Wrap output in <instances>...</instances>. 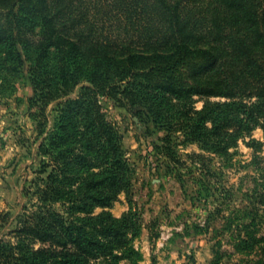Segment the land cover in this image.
<instances>
[{
	"label": "trees",
	"instance_id": "obj_1",
	"mask_svg": "<svg viewBox=\"0 0 264 264\" xmlns=\"http://www.w3.org/2000/svg\"><path fill=\"white\" fill-rule=\"evenodd\" d=\"M0 71L31 87L49 157L39 208L17 229L0 211V264H119L137 254L139 230L108 208L130 193L133 169L100 97L230 153L264 131V0H0ZM81 83L47 130L46 107ZM195 96L227 100L198 109Z\"/></svg>",
	"mask_w": 264,
	"mask_h": 264
},
{
	"label": "rangeland",
	"instance_id": "obj_2",
	"mask_svg": "<svg viewBox=\"0 0 264 264\" xmlns=\"http://www.w3.org/2000/svg\"><path fill=\"white\" fill-rule=\"evenodd\" d=\"M3 75L0 71V211L16 216L11 228L17 229L41 204L38 189L47 175L42 164L49 157L39 152V143L47 132L40 133L34 115L39 107H31L25 79ZM81 86L49 103L47 130L55 124L59 102L76 98ZM100 100L122 134L133 169L130 193L122 192L108 208L117 217L134 214L139 230L130 245L137 254L119 264H264L263 129L255 128L221 154L183 130H170V123L154 122L127 101ZM194 100L201 109L207 100L227 99ZM1 237L16 241L12 234Z\"/></svg>",
	"mask_w": 264,
	"mask_h": 264
}]
</instances>
